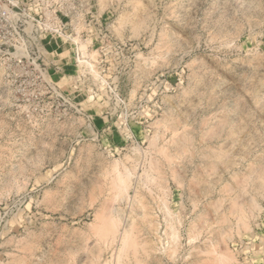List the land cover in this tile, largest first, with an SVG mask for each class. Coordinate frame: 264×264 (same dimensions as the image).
<instances>
[{
	"label": "rangeland",
	"instance_id": "1",
	"mask_svg": "<svg viewBox=\"0 0 264 264\" xmlns=\"http://www.w3.org/2000/svg\"><path fill=\"white\" fill-rule=\"evenodd\" d=\"M263 160L264 0H0V264H115L108 208L147 250L124 264H264Z\"/></svg>",
	"mask_w": 264,
	"mask_h": 264
},
{
	"label": "bare ground",
	"instance_id": "2",
	"mask_svg": "<svg viewBox=\"0 0 264 264\" xmlns=\"http://www.w3.org/2000/svg\"><path fill=\"white\" fill-rule=\"evenodd\" d=\"M143 1H145V0H143ZM130 2V1H129ZM139 3V2H138ZM137 3V4H138ZM142 4V3H141ZM147 5V4H146ZM138 6H139V4H138ZM141 6V5H140ZM135 7V6H134ZM133 8V7H132ZM141 8V7H140ZM144 10V9H143ZM141 11V10H140ZM138 12H139V10H138ZM137 12V13H138ZM143 12V11H142ZM140 13V12H139ZM145 14V13H144ZM133 18V17H132ZM130 20V19H129ZM132 20V19H131ZM129 21V23L131 22H133V21ZM135 21H136V19H135ZM134 21V22H135ZM123 22V21H122ZM133 25H135V23L133 24ZM132 26V25H131ZM137 26H139V25H137ZM133 27V26H132ZM135 27V26H134ZM28 29V28H27ZM133 29V28H132ZM136 29V28H135ZM164 38V37H163ZM166 44V46H167V43H165ZM164 44V45H165ZM81 45V44H80ZM168 47V46H167ZM82 48V47H81ZM167 50H169V49H167ZM65 52L67 53V51L65 50ZM166 52V51H165ZM168 53V52H167ZM83 54H85V53H83ZM81 56V55H80ZM92 55L90 54V57H91ZM61 59L62 60H64L65 59V56L63 55V54H61ZM66 61V60H65ZM78 63V62H77ZM84 63V62H83ZM85 65V64H84ZM81 66V65H80ZM90 66V65H89ZM90 69V68H89ZM167 119H169V118H167ZM170 119H172L171 117H170ZM176 119V118H175ZM172 121V120H171ZM167 122V121H166ZM169 122V121H168ZM171 123H173V122H171ZM170 123V124H171ZM157 124V123H156ZM167 124V123H166ZM165 124V125H166ZM166 125L167 127L166 128H168V127H171V125ZM173 124H175V123H173ZM178 124V123H177ZM175 127V126H174ZM171 129V128H170ZM172 129H173V127H172ZM171 129V130H172ZM173 131H174V129H173ZM173 131H170V132H173ZM185 130H183V133H185L184 132ZM164 132V131H163ZM181 132V131H180ZM176 133H178V132H176ZM179 135H180V133H178ZM177 134V137H179V135ZM186 134V133H185ZM161 135V134H160ZM171 135H172V133H171ZM170 135V136H171ZM176 135V134H175ZM174 135V136H175ZM159 136V135H158ZM173 136V135H172ZM181 136L183 137V139H181L180 137H179V141H181L180 143L181 144H184V143H186V138L183 136V134H181ZM187 137H188V135H186ZM176 137V138H177ZM159 138H161V137H159ZM158 138V139H159ZM170 139V138H169ZM188 140H189V138H187ZM153 140V139H152ZM151 140V141H152ZM171 140H173V139H171ZM171 140L168 142V143H170L171 142ZM175 140H177V139H175ZM175 140H174V142H175ZM154 141V140H153ZM165 141V140H164ZM167 141V140H166ZM178 141V140H177ZM191 141V140H190ZM190 141L188 142L187 141V143H189L190 144ZM152 143V142H151ZM155 143V142H154ZM157 144V143H156ZM155 144V145H156ZM172 144H174L173 142H172ZM178 143H176L175 142V145H177ZM188 144V145H189ZM152 145H154L153 143H152ZM154 145V146H155ZM166 145V144H165ZM169 145V144H168ZM174 145V146H175ZM179 145V148H180V144H178ZM191 145V144H190ZM153 146V147H154ZM170 146H171V143H170ZM173 146V145H172ZM171 146V147H172ZM184 146V145H183ZM185 147V146H184ZM183 147V148H184ZM189 147H191V146H188L187 148H189ZM155 148V147H154ZM159 148H160V146H159ZM164 148V147H163ZM174 148V147H173ZM151 149V148H150ZM158 149V148H157ZM181 149V152H179V153H182V147L180 148ZM184 149H186V147L184 148ZM160 150H161V148H160ZM157 151V152H156ZM155 151V153H154V155L155 154H158V150H156ZM163 151V150H162ZM161 151V152H162ZM164 151H165V149H164ZM164 151L162 152V153H164ZM176 151V150H175ZM161 152H159V153H161ZM166 152V151H165ZM161 153V154H162ZM167 154V153H166ZM183 154V153H182ZM153 155V156H154ZM159 155V154H158ZM164 155H165V153H164ZM163 155V156H164ZM162 156V155H161ZM212 157H213V155H211ZM158 157V156H157ZM165 158H168V160H169V157L168 156H164ZM220 158V157H219ZM184 159V158H183ZM218 159V158H217ZM221 159V158H220ZM261 160H262V158H260ZM259 159V160H260ZM171 160V159H170ZM189 160V159H188ZM255 160V159H254ZM132 161V160H131ZM131 161H130V163H131ZM186 161V160H185ZM264 161V160H263ZM165 162H166V160H165ZM169 163H171V161H168ZM135 163V162H134ZM149 163H151V162H149ZM260 163H262V162H260ZM132 164V163H131ZM259 164V163H258ZM170 165V164H169ZM255 165V164H254ZM130 166V165H129ZM149 166V165H148ZM166 166V165H165ZM256 166V165H255ZM254 166V167H255ZM258 166H260V167H258ZM257 166V168H256V170L257 169H261L262 167V170H260L261 172H260V174H262L263 176H264V165L261 167V165H258ZM115 167H118V166H115ZM115 167H112V170L111 171H109L110 173H111V175L109 176V174L108 173H104V175L106 174H108L107 176H109V181H106L107 183L106 184H108V182H109V187L111 188V199H112V203L113 202H116L118 199H120V198H122V197H124V196H126L127 197V191H128V188H129V178L131 177V173H132V169H131V172H129L128 170H126L125 168H122L121 166V168L122 169H117V168H115ZM133 167V166H132ZM131 167V168H132ZM151 167V166H150ZM251 167V166H250ZM249 167V170L251 169L252 170V168L254 169V167H253V164H252V167L250 168ZM115 168V169H114ZM130 168V167H129ZM135 168V167H134ZM149 168V167H148ZM170 169V168H169ZM248 170V169H247ZM255 170V169H254ZM254 171L255 173H254V175H251V173L253 172H251V171H249V172H251L250 173V175L251 176H254V181L256 182L257 181V179L255 180V175H257V172H258V170L257 171ZM106 171V170H105ZM104 171V172H105ZM145 173V172H144ZM143 173V175L144 176H147V175H145ZM151 173V172H150ZM259 173V172H258ZM253 174V173H252ZM103 175V176H104ZM142 175V176H143ZM248 175H249V173H248ZM248 175H247V177H248ZM143 176V177H144ZM251 176H249V177H251ZM258 176V175H257ZM261 176V175H260ZM141 177V176H140ZM233 177H235V176H233ZM146 178V177H145ZM149 178V177H148ZM151 178H152V176H151ZM102 179H106V178H102ZM143 179V178H142ZM150 179V178H149ZM153 179V178H152ZM235 179H237L236 181H235V183H237V184H239V186H240V178L238 179L237 177L235 178ZM242 179H244V178H242ZM246 179H250V178H246ZM261 179H263V178H261ZM146 179H143V181H145ZM151 180V179H150ZM147 181H148V179H147ZM147 181H146V183H147ZM244 181H247V180H245L244 179ZM259 181H260V179H259ZM262 181V180H261ZM241 182H243V181H241ZM252 182V181H251ZM264 182V181H263ZM148 183H149V181H148ZM257 183V182H256ZM262 183V182H261ZM237 184H235V185H237ZM242 184H244V182L242 183ZM242 184H241V186H242ZM245 184H246V182H245ZM261 186H262V184H261ZM261 186H259V187H261ZM224 187V186H223ZM255 187V186H254ZM256 187H257V185H256ZM106 188H107V186H106ZM225 188H227V187H224V189L223 190H226ZM236 188V187H235ZM244 188V187H243ZM242 188V189H243ZM252 188V187H251ZM258 188V187H257ZM262 189H260V190H263V191H261V193L263 192L264 193V189H263V186L261 187ZM232 189V188H231ZM229 187L227 188V190H228V192L231 190ZM238 189V188H237ZM226 190V191H227ZM233 190H234V188H233ZM233 190H231L229 193L231 194V193H233L232 191ZM240 190V189H239ZM259 190V189H258ZM236 191V190H235ZM234 191V192H235ZM241 191H243V190H241ZM255 191V190H254ZM224 193H226L227 195H228V193L227 192H224ZM223 193V194H224ZM239 194V196H241L242 198H243V200L245 199L243 196H242V194L244 193V194H246L245 192H237L236 191V193L235 194ZM242 193V194H241ZM238 194H237V197H239L238 196ZM241 194V195H240ZM243 194V195H244ZM226 195V196H227ZM257 195V194H256ZM262 195V194H261ZM134 196V195H133ZM232 196V195H231ZM229 197V196H228ZM235 197H236V195H235ZM226 198V197H225ZM230 198V197H229ZM228 198V200L230 201V199ZM248 198V197H247ZM246 198V199H247ZM253 198V197H252ZM126 199V198H125ZM232 199H233V197H232ZM231 199V200H232ZM236 199V202H237V199H239V198H235ZM234 199V200H235ZM241 199V198H240ZM245 199V200H246ZM249 199V198H248ZM121 200V199H120ZM122 200H123V198H122ZM121 200V201H122ZM132 200H136V199H132ZM110 201V200H109ZM239 202L240 201H242V200H238ZM248 201V206L246 205V207L248 208V210L249 211H251V210H253L254 208H255V203L253 202V200H247ZM111 202V201H110ZM139 202V201H138ZM137 201H136V204L138 205L139 203H138ZM235 201H232L231 203H234V205H232L231 203V205L230 206H234L235 207V205H237L238 204V208H237V206L235 207V209L233 210L234 211V214L236 215V222H237V225L241 228V230H245V229H247V215H246V213H244V211H243V209H240L241 208V206H239L240 205V203H236ZM245 201H242L241 202V204L243 205H245V204H247V203H244ZM120 203V202H119ZM125 203V202H124ZM236 203V204H235ZM117 204V203H116ZM228 205V206H229ZM105 206V205H104ZM111 207V206H113L112 204L111 205H108V207ZM140 206V205H139ZM106 207V206H105ZM114 207V206H113ZM141 207V206H140ZM217 207V206H216ZM219 207V206H218ZM101 208H103V207H101ZM212 208H213V206H212ZM226 208H227V205H226ZM229 209L228 210H230L231 209V207H228ZM244 208V207H243ZM103 209H105V211H106V209H107V207L106 208H103ZM114 209V208H113ZM116 209H117V207H116ZM214 209V208H213ZM216 209V208H215ZM246 209V208H245ZM115 210V209H114ZM227 210V211H228ZM232 210V209H231ZM230 210V211H231ZM247 210V209H246ZM213 211V210H212ZM217 211H218V209H217ZM233 211H231V213L233 212ZM249 211H248V213H249ZM101 212H102V210H101ZM141 212V211H140ZM139 212V213H140ZM215 212H216V210H215ZM222 212V211H221ZM221 212H218L219 213V215H220V213ZM104 213V214H103ZM103 213H101V215L99 214V219H98V221H99V223L98 224H96L95 223V225H98V227H95L94 225H92V228H94V230H92L91 232H93V234H94V231H95V234H94V236L96 237V241H95V246H94V250L95 249H98L97 251H101L103 248H105V247H107V249H109L110 247H112V246H115V244L116 243H118L117 245H118V249H116V254H115V261H114V263L115 264H124V261L125 260H128L127 259V257L129 256V255H131V257L133 258V259H135V261H136V258H137V256L139 257V252L141 253H145L147 250L146 249H144L143 248V246L141 245V244H143V243H139L138 241H137V239H136V236H134V234H132V230H131V228H129L127 231L126 230H120L121 228H123V227H121V228H119L120 226H119V224H118V222H117V215L116 214H114L113 213V211H112V209L111 208H108L107 209V211L106 212H103ZM116 213V212H115ZM226 213V212H225ZM229 213V212H228ZM231 213H229V215L231 214ZM114 214V215H113ZM142 214V215H141ZM141 214H139V215H141V217L143 216V217H145V219H147V217H146V214L145 213H142L141 212ZM216 214V213H215ZM223 213H221V215H222ZM218 216V215H217ZM226 216H228V214L226 215ZM119 217V216H118ZM121 217V216H120ZM219 217V216H218ZM225 217V216H224ZM235 217V216H234ZM220 218V217H219ZM221 218H223V217H221ZM227 218V217H226ZM225 218V219H226ZM145 219H143V220H145ZM224 219V218H223ZM223 219H222V223L220 222L219 224H223V222H228V220L226 219V221H223ZM232 219H233V215H232ZM142 220V219H141ZM140 220V221H141ZM142 220V221H143ZM218 220H220V219H218ZM234 220V219H233ZM95 221H96V217H95ZM129 222V224H131V222H130V220H128ZM141 221V222H142ZM221 221V220H220ZM121 222V221H120ZM127 223V222H126ZM135 223V222H134ZM149 223V222H148ZM93 224V223H92ZM143 224H147V223H143ZM224 224H226L227 225V223H224ZM137 225V224H136ZM136 225H134L135 227H133V228H136ZM139 225V224H138ZM148 226H149V224H147ZM234 225H235V223H234ZM122 226V225H121ZM129 226H133V224L132 225H129ZM146 226V225H145ZM220 227H221V225H220ZM125 228V227H124ZM123 228V229H124ZM126 228H128V227H126ZM138 228V227H137ZM225 227L223 226V228L222 229H224ZM238 228V227H237ZM221 229V228H220ZM221 229V230H222ZM228 229V228H227ZM226 229V230H227ZM250 229V228H249ZM130 230V231H129ZM243 230V231H244ZM248 230V229H247ZM121 231V232H120ZM134 232L135 231H137V230H133ZM220 231V230H219ZM223 231V230H222ZM249 231V230H248ZM224 232V231H223ZM245 232V231H244ZM219 233V232H218ZM218 233L217 234H215V235H218ZM222 233V232H221ZM92 234V235H93ZM137 234V233H136ZM138 235H139V233H138ZM225 235V234H224ZM223 235V236H224ZM222 236V235H221ZM220 237L221 238V240H223L222 238H224V237ZM92 238H93V236H92ZM139 239V238H138ZM224 241V240H223ZM222 241V242H223ZM86 242V241H85ZM83 243V242H82ZM92 243V244H93ZM91 244V243H90ZM83 245V244H82ZM87 244L85 243V247H88V246H86ZM83 246V247H84ZM90 246V245H89ZM223 246V245H222ZM96 247V248H95ZM101 247H103L102 249H101ZM147 247V246H146ZM88 248H90V247H88ZM88 248H87V250H88ZM148 248V247H147ZM91 249V248H90ZM89 249V250H90ZM101 249V250H100ZM175 249V248H174ZM88 250V251H89ZM105 250V249H104ZM223 250V249H222ZM96 251V250H95ZM94 251V252H95ZM112 251V250H111ZM154 251V250H153ZM156 251V250H155ZM92 252H93V250H92ZM93 252V253H94ZM99 252H97L96 254L94 253L93 255L95 256V258H96V256H98V255H100V253ZM106 252V251H105ZM152 252V251H151ZM157 252V251H156ZM226 252V251H225ZM86 253V252H85ZM88 253H91V251L90 252H88ZM114 253V252H113ZM148 253V252H147ZM227 253V252H226ZM87 254V253H86ZM152 254V253H151ZM155 254V253H154ZM90 255H92V254H90ZM90 255H89V260H90ZM140 255H143V254H140ZM212 255H213V253H212ZM217 255H219V256H217ZM229 255V254H228ZM87 256H88V254H87ZM208 256H210V255H207L206 257H208ZM84 257H86V256H84ZM92 257V256H91ZM99 257V256H98ZM97 257V258H98ZM114 257V256H113ZM144 257H146V255L144 256ZM149 258L151 257V256H148ZM216 259L214 260V262L216 261L217 262V264H229L230 263V261H232V260H234V259H231V257H229V256H227V255H225V254H223V251L221 252V253H216V256H214ZM87 258V257H86ZM130 258V257H129ZM132 258H131V260H132ZM233 258V257H232ZM92 259V258H91ZM94 259V258H93ZM92 259V260H93ZM138 259V258H137ZM154 260H155V258H153ZM203 259V258H202ZM205 259V258H204ZM212 259H213V257H212ZM68 260L69 259H67V263H68ZM71 260V259H70ZM92 260H90L91 262H89V263H86L88 260H84V262L86 263V264H91L92 263ZM97 260V259H96ZM99 260V259H98ZM131 260L129 261V262H131ZM138 261H140V260H137V262ZM209 260H205V263L206 262H208ZM211 261V260H210ZM104 262H106V261H104ZM134 262V261H133ZM200 262H202V261H200ZM215 262V263H216ZM66 263V264H67ZM72 263V262H71ZM97 263V262H96ZM126 263L128 264V262L126 261ZM125 263V264H126ZM203 263H204V260H203ZM209 263V262H208ZM83 264V263H82ZM94 264V263H93ZM101 264H103V263H101ZM106 264V263H105ZM134 264H136V263H134ZM199 264V263H198ZM207 264V263H206ZM212 264V263H211Z\"/></svg>",
	"mask_w": 264,
	"mask_h": 264
}]
</instances>
